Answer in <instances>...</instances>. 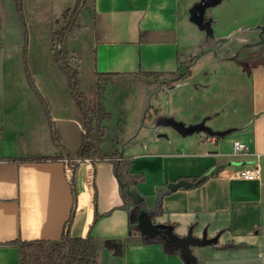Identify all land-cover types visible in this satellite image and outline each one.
<instances>
[{
    "label": "crops",
    "instance_id": "obj_1",
    "mask_svg": "<svg viewBox=\"0 0 264 264\" xmlns=\"http://www.w3.org/2000/svg\"><path fill=\"white\" fill-rule=\"evenodd\" d=\"M203 1L22 0L24 26L18 0H0V264H19L12 241L61 239L72 215L71 236L91 235L107 264H193L161 231L142 232L143 211L155 227L200 240L190 246L196 264H264V41L254 44L262 31L258 20L248 27L260 32L257 40L237 37L217 20L211 35L209 21L222 2L203 12ZM77 4L68 59L81 73L105 77L112 118L104 122L100 148L129 161L135 181L129 207L113 159L78 156L87 129L52 38L64 12ZM246 45V61L235 58ZM193 59L191 75L173 81ZM61 76L66 93L58 88ZM190 80L194 120L164 110L183 133L157 127L155 113ZM201 124L206 130L184 135ZM236 139L248 150L234 154ZM76 158L82 160L67 164ZM256 159L259 179L231 177ZM209 171L198 184L169 188Z\"/></svg>",
    "mask_w": 264,
    "mask_h": 264
},
{
    "label": "trees",
    "instance_id": "obj_2",
    "mask_svg": "<svg viewBox=\"0 0 264 264\" xmlns=\"http://www.w3.org/2000/svg\"><path fill=\"white\" fill-rule=\"evenodd\" d=\"M205 0L204 2H206ZM18 10L21 14L24 26H26L24 8L22 0H18ZM80 12V4H77L72 9H68L63 14V19L66 24L56 28L53 32V50L55 59L58 62L60 69L64 71L70 81L74 93L77 94V80L79 71L75 69L73 63L69 61V50L67 48V36L72 33L77 26L76 20ZM264 21V17L261 22ZM258 23V28L262 31L261 39L254 43L259 44L264 41V25ZM60 21H58V24ZM59 41L60 47L56 48V41ZM191 60L186 69H180L175 74L173 81L183 80L191 75L189 70L193 64ZM27 68V60H25ZM29 72V69L27 68ZM144 76H151L153 73L142 72ZM109 76V75H106ZM105 77H102V80ZM98 84H101V78L97 77ZM99 87V85H98ZM105 87L102 85L101 91H97L93 104H87L81 98L79 101L80 110L84 116L85 128L87 132L84 136L82 147L80 148V157H99L101 159H113L115 174L119 181L120 192L124 199V206L132 205L134 190L132 185L135 184L132 177L129 175V161L121 156L120 152H116L114 156L103 154L100 145L106 139L107 126L104 124L106 120L112 118L111 113L105 106V97L103 94ZM151 107V99L148 101L146 109ZM73 222V215L65 227V231L61 239L56 241H22L15 240L11 243L19 249V264H98L99 253L102 246L94 240L91 235L87 237H72L70 234V226Z\"/></svg>",
    "mask_w": 264,
    "mask_h": 264
},
{
    "label": "rangeland",
    "instance_id": "obj_3",
    "mask_svg": "<svg viewBox=\"0 0 264 264\" xmlns=\"http://www.w3.org/2000/svg\"><path fill=\"white\" fill-rule=\"evenodd\" d=\"M213 0H208V2H212ZM222 2V3H221ZM221 3V7L217 12L214 11L215 20L212 19L211 25H212V34H215L214 31V24L216 23L215 21H219L218 23L221 24L225 29H228V31L233 28V32L235 33V36H240L242 34H246L247 36L251 35V38L253 40L258 39V34L260 32L257 30V28H248L251 27L252 25H255L257 21L261 20L264 17V0H221L216 4ZM25 14V12H24ZM21 15V14H20ZM22 18V17H21ZM26 20V17H25ZM256 20V21H255ZM258 21V23H260ZM262 24L264 23L261 22ZM64 24H66V20L62 19L60 20V27H62ZM27 25V23H26ZM243 25V26H242ZM264 25V24H263ZM207 30V29H206ZM217 30V28H216ZM208 31V30H207ZM219 32V31H217ZM251 39V40H252ZM249 41L248 44H251L252 41ZM254 42V41H253ZM59 41H56V48H59L60 46ZM254 45V44H253ZM247 45L242 46L241 50L235 55V58L238 60L246 61L248 58V54L246 53ZM219 53V51H217ZM28 54H27V47L24 49V62L25 60L28 61ZM70 57V55H69ZM73 62L74 67L76 69L77 63L74 60H71ZM28 64V63H27ZM26 65V63H25ZM42 81H43V76H39ZM61 83L58 86L60 89L59 91L61 93H66V89L68 86L67 78L66 76H61ZM103 82V81H102ZM102 84H98L97 78L93 75V73H89L88 75L79 72L78 74V80H77V94H74L77 96L79 99L81 98L84 102L87 104H93L95 97L97 95V91H101ZM99 85V87H98ZM195 87V82L194 80H190V84L187 85V90L184 92H181V94H178L176 98L173 99V102H166L164 101L163 108L160 111H157L155 113V121L158 123L157 127H165V126H172L174 127V118L169 117L167 113H164L165 111H170L172 110V113L174 116H178V114L181 116H185L186 118H192L194 120V115H195V110H194V105H195V99H194V90ZM105 91L103 90V94ZM76 97V101H78ZM78 103V102H77ZM165 110V111H164ZM159 114V115H158ZM152 117H154L151 114V120ZM189 121V119L187 120ZM190 122V121H189ZM175 128V127H174ZM182 128V127H180ZM193 134V133H191ZM185 135V134H184ZM163 135H159L161 137ZM144 207L142 205H139L138 210H143ZM139 211H135L134 213V218L138 216ZM136 223V220H135ZM161 234V233H160ZM164 236L163 234H161ZM99 264H107V260L105 258L104 252L99 253V259H98Z\"/></svg>",
    "mask_w": 264,
    "mask_h": 264
},
{
    "label": "water",
    "instance_id": "obj_4",
    "mask_svg": "<svg viewBox=\"0 0 264 264\" xmlns=\"http://www.w3.org/2000/svg\"><path fill=\"white\" fill-rule=\"evenodd\" d=\"M219 1H221V0H213L212 2H208V0L206 2L203 1L202 8H201L202 11L204 12V10L208 6L214 5V4L218 3ZM199 18L201 20H203L204 16L203 15L199 16ZM200 21H197V22L199 24H201L202 21L201 22ZM209 26H210L211 31H212L211 21H209ZM173 124H174V127L181 132V130H180L181 124L179 122H176V121H174ZM201 130H206L203 124L189 127L187 130H185L184 134H191V133H194L195 131H201ZM181 133H183V131ZM210 173H211V171H209L208 173H206L205 175H203L202 177H200L199 179H197L194 182L189 181V180H185V179L180 180L176 183L170 184L169 188L171 190H175L181 186H187V185L191 186V185L198 184V183L202 182L203 180H205L210 175ZM139 221H140V228H141L143 233H146L147 235H150V236H155L156 234H158L161 231L169 240L173 241L176 244V246L181 249L182 253L186 257H188V259L191 262H193V264H196V258L192 254L190 246L199 244L200 240L193 238L192 236L180 238L179 236H177L173 232L172 228L159 229V227H155L151 218L148 216V214L145 211L141 212V215L139 217Z\"/></svg>",
    "mask_w": 264,
    "mask_h": 264
},
{
    "label": "built area",
    "instance_id": "obj_5",
    "mask_svg": "<svg viewBox=\"0 0 264 264\" xmlns=\"http://www.w3.org/2000/svg\"><path fill=\"white\" fill-rule=\"evenodd\" d=\"M207 139H209V137H207ZM247 150H248L247 144L244 143L241 139H236L234 141V145H233L234 154H242ZM81 160L82 159H77V158L72 159V160H68L67 164L80 162ZM92 160H94V159L88 158V161H92ZM261 175H262L261 165H260L258 159H256L249 166H244V167L240 166L239 168L235 169L232 172L231 177L236 178V179L255 180V179H259L261 177Z\"/></svg>",
    "mask_w": 264,
    "mask_h": 264
}]
</instances>
